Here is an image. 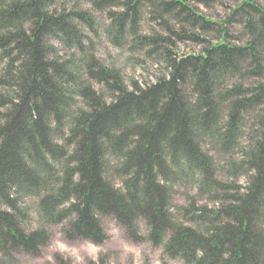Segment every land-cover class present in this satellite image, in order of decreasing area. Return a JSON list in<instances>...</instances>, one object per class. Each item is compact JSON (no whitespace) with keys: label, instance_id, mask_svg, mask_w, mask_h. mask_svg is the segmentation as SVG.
<instances>
[{"label":"trees","instance_id":"obj_1","mask_svg":"<svg viewBox=\"0 0 264 264\" xmlns=\"http://www.w3.org/2000/svg\"><path fill=\"white\" fill-rule=\"evenodd\" d=\"M194 1L211 0H0V264L38 256L53 225L101 244L105 217L165 259L264 264V8L233 7L225 22L247 35L234 44ZM84 3L106 12L113 45L159 56L167 73L129 89L86 43ZM146 12L167 35L140 32ZM196 27L220 37L200 39ZM173 38L205 45L177 56ZM60 47L79 55L62 59ZM180 188L216 206L179 205Z\"/></svg>","mask_w":264,"mask_h":264},{"label":"rangeland","instance_id":"obj_2","mask_svg":"<svg viewBox=\"0 0 264 264\" xmlns=\"http://www.w3.org/2000/svg\"><path fill=\"white\" fill-rule=\"evenodd\" d=\"M242 0H211L205 3L191 2L196 11L218 23H223L227 29V39L234 44H243L247 35L243 30L241 22H225L233 7ZM264 8V0H251ZM83 8L90 11L94 19L93 29L87 28L84 24H79L83 33L87 36V44L91 43L95 57L101 64L113 67L122 73L125 85L131 89L133 86H145L156 80L157 77L167 73L164 61L158 56L147 57L144 50L133 48L127 43L122 47L113 45L104 33V25L109 24L106 12L91 9L89 4H82ZM72 4L67 5L70 9ZM170 24H174L171 22ZM216 30L203 31L198 27L193 32L200 39H212L216 41L220 35ZM139 30L143 34L167 35L163 24L153 19L147 12L144 14ZM174 39V38H173ZM173 45H167L177 56L188 54H200L205 43L194 40L174 39ZM62 59L70 57L73 53L78 56L79 53L74 51L63 50L60 47ZM157 59V60H155ZM101 91L103 87L94 84ZM105 93V92H104ZM219 178L223 181H233L238 185H244V177L232 178L222 170L219 171ZM195 191L191 188H180L175 194V202L179 205H187L190 201L196 200ZM197 204H206L208 207L216 206L215 203L207 199L196 200ZM32 203V199H27ZM102 226L107 234V239L101 244H94L88 240H68L62 233V225H53L50 227L51 240L49 244L41 250L38 256L21 254L17 257L16 264H57L56 257L71 262L72 264H85L89 260H95L103 255L109 264H184L178 259H165L161 247L152 246L147 240L140 242L131 241L111 217H105L101 220ZM141 232L144 234L145 229L139 224Z\"/></svg>","mask_w":264,"mask_h":264}]
</instances>
